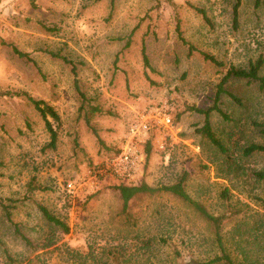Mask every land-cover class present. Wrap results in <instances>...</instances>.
Returning a JSON list of instances; mask_svg holds the SVG:
<instances>
[{
    "label": "rangeland",
    "instance_id": "1",
    "mask_svg": "<svg viewBox=\"0 0 264 264\" xmlns=\"http://www.w3.org/2000/svg\"><path fill=\"white\" fill-rule=\"evenodd\" d=\"M173 1L184 38L222 67L198 51L188 53L168 0H0V200L7 206L0 204V264H182L218 253L208 226L170 195L134 200L123 216L112 189L118 182L106 179L77 193L65 189L68 179L82 177L95 161L119 152L131 122L155 108L164 109L172 124L149 129L140 144L144 161L135 183L159 186L186 172L188 194L209 212L236 211L238 221L232 218L224 229L232 256L264 264V178L256 175L264 170V153L241 151L264 143L252 124L264 123V88L240 78L224 85L241 103L222 93L219 107L228 118L216 111L209 117L227 153L195 131L204 114L188 109L213 104L230 64L264 58V0H241L236 24V0ZM189 4L204 8L209 22ZM142 43L152 70L143 67ZM10 44L30 52L34 62L17 57ZM46 50L74 62L87 101L75 89L71 64ZM5 90L54 107L60 117L58 125L53 123L54 146L25 96L2 95ZM90 105L101 113L87 125ZM29 184L43 189L28 193ZM224 189L228 198L221 196ZM33 199L63 220L68 232L46 220Z\"/></svg>",
    "mask_w": 264,
    "mask_h": 264
},
{
    "label": "trees",
    "instance_id": "2",
    "mask_svg": "<svg viewBox=\"0 0 264 264\" xmlns=\"http://www.w3.org/2000/svg\"><path fill=\"white\" fill-rule=\"evenodd\" d=\"M240 1L241 0H236V2L233 4V7H232L233 8V22L235 24L237 22L238 6L240 5ZM259 1L261 0H256L257 3ZM168 2L171 5V8L174 12L175 31L177 33V36L180 42L183 45L187 46L188 53L192 54L194 51H198L202 54L205 60L210 61L216 66L222 67L223 63L221 61L217 60L211 54H208L204 51H199L190 42H188L184 38V36L182 35V31L180 29V17L178 14V5L173 0H168ZM189 6L192 7L196 11V13L200 14L203 19L209 22V18L204 8H201L199 6H195L192 4H189ZM130 40L131 39L129 35L127 36L125 46H128V44L130 43ZM10 46H11V50L17 57L25 58L26 60L34 62L31 57L30 52H24L18 49L13 44H10ZM45 52L50 54L52 57L61 59L63 62L67 64H71V71L74 76L75 89L77 93L79 94L80 98L82 99V101L83 102L87 101L86 95L83 93V91L79 87L78 79H77V71H76L77 67L74 64V62L59 52H53V51H48V50H46ZM140 54H141V59H142V64H143L144 69L152 70L148 55L146 53V48H145L144 43H142L141 45ZM263 64H264V58L262 57V55H259L255 60H249L246 66H236V65L230 64L226 68L224 75L221 77L220 81L218 82L216 86V91H215V95L213 98V104L206 109H200L194 106L188 107L189 110H194L196 112L204 114L203 124L200 127H196L195 131L206 136L213 144L216 145V147L222 153H227L228 149L220 141V139H218L216 135L214 134L211 128V124H210V117H209L210 113L212 111H216L219 114H221L224 118H228V116L225 113H223L219 107V100H220V96L222 93H227L232 100L237 101L238 104L241 103L240 99L235 94L226 91V89L224 88V85L231 78H240V79H245L247 82H256L258 83L261 89L264 88V75L260 73ZM1 94L5 96H16V95L25 96V98L32 104L34 109L39 113L42 120L44 121L45 128L50 134V145L51 146L55 145V141L57 138V131H56V128L53 127V123H56L58 125L60 123V117L52 105H50L43 99H36L25 92H14V91L5 90V91H1ZM95 113H101V110L95 105H90L84 115V120L87 125H90L91 116ZM176 118L178 119V116ZM252 124L258 129V132L260 134L264 135V123L252 121ZM241 151L244 156H248L255 152L264 153V143H250L244 146L241 149ZM148 155H149V147L147 150V160H148ZM256 175L259 178H264V170L256 172ZM186 179H187L186 172H183L175 181L168 183V184H162L159 186H151L146 181L142 180L139 183H135V184H125V183L113 184L112 189L116 191L117 197L120 201V213L123 216L128 215L129 207L134 200H137L143 196H152L156 194H167V195H170L180 200L184 205L190 208L195 214H197L202 219V221L210 229V233L212 234V237L214 239L215 246L218 250V253L214 257L208 260H205V261L192 259V261L182 263V264H248V260L246 259L245 255H243L242 253L241 254L244 257L242 256V259L239 261L236 260V258L232 256L230 247L232 246L233 243L230 245L229 241L226 240L227 238L225 239L226 236H225L224 229L227 226V224L234 217H235L234 223L238 221L239 217H236L237 216L236 211L235 212L229 211L228 213H221V214H213L209 212L206 206L202 202H200L199 200L193 198L192 196L188 194L187 189H186ZM36 189H43V188L35 184H29L28 193L35 191ZM221 196L224 198H228L229 197L228 190L227 189L222 190ZM260 200L262 201V204L264 205V198ZM34 202L38 210L41 212V214L45 217L46 220H48L49 222H52L54 225H57L59 228L62 229L63 232H68L69 228L63 220H61L59 217L53 214L42 203L36 200H34ZM0 204H1V207H3L4 209L7 208V206L4 204L2 199L0 200ZM7 215H8V218H10L8 211H7ZM13 225L15 227L16 233L26 243H29L30 242L29 239L18 228V224L13 223ZM255 229L257 230V228ZM160 240H162L163 242H166V239H163L161 237H160ZM256 262L257 261H255L254 263Z\"/></svg>",
    "mask_w": 264,
    "mask_h": 264
},
{
    "label": "built area",
    "instance_id": "3",
    "mask_svg": "<svg viewBox=\"0 0 264 264\" xmlns=\"http://www.w3.org/2000/svg\"><path fill=\"white\" fill-rule=\"evenodd\" d=\"M171 124V116L162 108H155L141 114L131 122L119 152L95 161L82 177L68 179L64 184L66 191L77 193L82 186L90 189L98 188L106 179L118 183L135 184L144 161L140 144L147 138L151 126L168 128ZM162 146L163 144L160 143V147Z\"/></svg>",
    "mask_w": 264,
    "mask_h": 264
}]
</instances>
